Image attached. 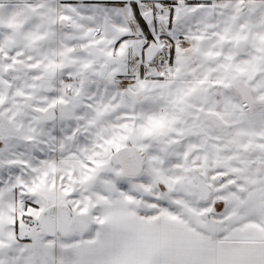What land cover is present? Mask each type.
Returning <instances> with one entry per match:
<instances>
[{
	"label": "snow or ice",
	"instance_id": "6c2138e0",
	"mask_svg": "<svg viewBox=\"0 0 264 264\" xmlns=\"http://www.w3.org/2000/svg\"><path fill=\"white\" fill-rule=\"evenodd\" d=\"M0 264H264V0H0Z\"/></svg>",
	"mask_w": 264,
	"mask_h": 264
}]
</instances>
